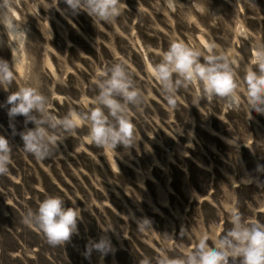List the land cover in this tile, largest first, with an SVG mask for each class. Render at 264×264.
I'll list each match as a JSON object with an SVG mask.
<instances>
[{
	"label": "rangeland",
	"instance_id": "rangeland-1",
	"mask_svg": "<svg viewBox=\"0 0 264 264\" xmlns=\"http://www.w3.org/2000/svg\"><path fill=\"white\" fill-rule=\"evenodd\" d=\"M39 2L33 14L32 0H16L14 15L29 39L32 72L53 112L79 108L96 92L97 71L121 59L147 100L131 108L136 145L118 144L113 153L89 144L82 127L64 134L60 154L37 161L24 152L19 135L32 123L7 111L6 97L25 82L23 76L17 72L7 90L0 88V135L12 145L13 160L0 175V264H141L145 256L155 264L161 248L178 257L200 230L211 236L230 229L226 206L233 201L245 219L264 223V113H251L246 102L230 110L219 97L195 106L194 88L181 89L170 110L146 70L172 37L198 46L211 38L235 50L242 78L254 44L264 41V0H179L167 15L157 10L158 0H122V15L102 25L82 10L72 12L65 0ZM11 57L0 29V58L11 63ZM46 195L60 196L66 206L76 202L81 210L77 232L56 246L23 220ZM142 217L151 219L153 229L138 230L135 219ZM109 226L113 229L103 231ZM101 235L110 239L111 249L93 248L85 255L88 241Z\"/></svg>",
	"mask_w": 264,
	"mask_h": 264
},
{
	"label": "clouds",
	"instance_id": "clouds-1",
	"mask_svg": "<svg viewBox=\"0 0 264 264\" xmlns=\"http://www.w3.org/2000/svg\"><path fill=\"white\" fill-rule=\"evenodd\" d=\"M65 3L72 12L84 11L98 25L115 22L124 11L122 0H65ZM178 3L179 0H158L156 7L167 15L176 11ZM39 6V0H32L33 14L38 13ZM15 7L16 0H0V29L11 46V54L15 51L11 63L0 58V88L7 90L16 80L17 72L24 78L25 82L6 97L8 114H20L25 123L33 125L19 133L24 152L37 161L51 158L60 154L58 142L64 141V134H75L82 127L88 130L85 139L89 144L113 153L118 144L136 145L140 138L131 120V108H139L147 97L133 80L127 62L121 59L99 69L93 80L95 94L81 100L79 108H69L63 115H57L51 110L50 98L40 90L39 80L33 75L27 48L29 39L14 15ZM49 35L51 40L50 26ZM158 55L159 61L149 63L147 71L158 82L160 94L170 110L176 108L181 89L194 88L191 104L195 106L203 98L210 101L219 97L230 110L239 109L241 103L246 102L251 113H264V41L257 40L254 44L251 63L246 66L242 78L238 76L240 57L235 50H225L211 38L201 40L198 46L190 40L172 37L167 49ZM240 93L246 101H242ZM11 153L8 138L0 135V175L9 172L13 163ZM226 195L233 200L230 193ZM75 203L66 206L60 196L46 195L35 210L30 207L26 210L24 223L37 228L52 246L65 243L77 232V223L82 218ZM226 207L230 229L211 236L200 230L193 246L178 257L170 256L167 247L161 248L154 258L155 264H229L230 257L232 264H237V258L238 264H264V223L245 219L234 201ZM135 222L140 232L153 229L148 217L136 218ZM112 229L109 226L103 231ZM93 248L106 253L111 249V241L106 235L89 240L85 255ZM141 264H153V258L145 256Z\"/></svg>",
	"mask_w": 264,
	"mask_h": 264
},
{
	"label": "bare ground",
	"instance_id": "bare-ground-1",
	"mask_svg": "<svg viewBox=\"0 0 264 264\" xmlns=\"http://www.w3.org/2000/svg\"><path fill=\"white\" fill-rule=\"evenodd\" d=\"M201 41V40H200ZM15 54V51H13V53H12V55H14ZM11 61H12V57H11ZM46 66L51 70L52 68H53V65L51 64V62L48 60V59H46ZM147 64V67H146V70H147V68H148V63H146ZM106 159H107V161H108V164L110 165V166H112L113 168H117V164L115 163V161L111 158V156H109L107 153H106Z\"/></svg>",
	"mask_w": 264,
	"mask_h": 264
}]
</instances>
